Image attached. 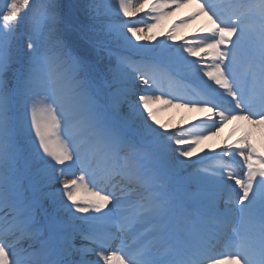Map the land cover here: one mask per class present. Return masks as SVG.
Returning <instances> with one entry per match:
<instances>
[{
	"label": "rangeland",
	"instance_id": "rangeland-1",
	"mask_svg": "<svg viewBox=\"0 0 264 264\" xmlns=\"http://www.w3.org/2000/svg\"><path fill=\"white\" fill-rule=\"evenodd\" d=\"M3 1L5 0H0V22L1 14L4 11ZM20 1H23L24 3L27 2V0H10L9 6L7 7V5H5V8L9 11V15L6 19L8 22H14L16 21L15 18L20 19L22 17V3ZM128 1L130 0H53L54 15H52V17L50 18L49 24L47 23L46 25H42V32L46 31V33L49 34L50 38L49 42L46 43V47L48 50L52 49L56 51V59L62 57L64 55L63 53L66 52L67 49H71L77 55V57L80 58L81 64L84 66V68L87 69V71L96 81L108 82L111 79L109 84H107L110 89L109 92L107 94H104V92L100 89L99 96L104 98L105 101L111 103L110 109L111 111H113L112 115L113 117H115L118 123H121V125H123L125 128H130L135 134H142L143 137L148 138L150 136L148 135L149 132H151V135L154 134L155 136H157V138L160 137L162 140L160 147H162L163 145L162 156L166 157V162L169 164V167H172V169L175 171L184 170L182 172L183 174L180 175L181 177H190L197 184L199 183L206 186L207 188H211L212 192H215V190L219 188V183H217L216 181L218 178L215 176L217 175L216 173L219 166L217 164H214L212 165V167L206 169L201 167L200 163H202L201 161L206 158L205 156L208 149L207 146H204L203 150L200 151L198 139L202 137L204 139V142L207 143L214 137V134L221 133L222 128L220 126H216L213 129H208L207 132L205 131L203 135L197 136H193V134H190L189 131L191 129L186 128V126L190 125V121L194 118V114L200 113L201 115L205 114V116L209 115V110L202 109L203 107L208 105L203 102H198L197 104L191 105L198 108L190 107L192 109H184L181 105L171 104L170 99L168 98L165 101L155 98L156 100L153 101L152 99L154 98H152V96L147 93L149 88L152 89V86H150V81L144 77H141L140 75L138 76V78H136V81L144 80V82L133 83L135 87L130 89V87H128L130 79L132 78H129V75L131 74L130 71H132V68L135 67V64L137 66L143 64L138 63L140 62V60H137L133 57H127L126 55L124 57H121L123 59H127L126 62L124 64H121L122 62L119 64L114 60L112 54H110L107 50V52L104 51L100 47V43L108 41L110 39H117L114 42V46L116 47H125L126 49L133 50L137 53L150 52L156 54H168L169 56H173L179 60L178 66L181 69H183V67L181 66H186V72L192 78H196L193 80L194 84L199 83V81L202 79H197V77H206L208 78V84L215 85L214 81L212 80V78L214 77V73L212 70H215V68L214 66H210V63L205 62V60L201 62L203 64L207 63L210 68L208 66L203 68L200 66V64H197L195 62H188L187 60L189 59V56L187 55V51L185 50L191 48L193 49L194 47L196 49L200 48L199 46H196V40H194L193 37H190L180 43V40L177 37L179 35L178 31L184 28L186 24H181V22H179L178 24L180 25V28H177L175 30L172 25H169V21L168 19H166V17L163 18L160 16L159 19H154V16L158 14V11L154 12V10H152L154 16L142 15L140 17V20L138 22L141 24L139 25L141 26V29H139V26L128 29L129 27L127 26V24L123 22V17L126 16V13H129L131 16L141 14L146 10V7L150 8L152 4H146L143 2L140 7L137 5L135 9H127V7L131 5ZM30 2L31 0H29L28 2L29 5ZM156 8H160V6L156 5ZM176 10H179L182 13L181 7L176 8L175 11ZM188 11H190V8L188 9ZM91 17L94 18L93 22H90ZM110 18L120 19V21L118 22V26L122 27V29H118L120 32L118 38H115L113 34H107L104 30V25L100 24V22H103L104 19ZM201 19L202 18H196L195 20L188 23H190L192 26L197 27L198 29H200V31L208 32L209 30H204L203 27V23L206 20L200 21ZM20 27L21 24H19V28ZM36 27H38V25H36ZM233 27H235L233 29L234 34L236 29L241 31L248 30L249 32L254 29V26H252L251 23L245 22H242L239 25H235ZM17 30L18 26L15 27V25L12 24L11 27L9 26V29L6 30L8 31L7 33H9L7 38L10 39L11 42L16 35V33L14 32ZM128 30H130L131 32H129ZM5 34L6 33L4 31V28H2L0 23V39H7L5 37ZM64 34H66V36H64ZM162 34L163 37L161 38ZM83 36L88 37L89 40H83L85 38H83ZM228 37L231 38V40L228 41V49H231L233 47V49H237L238 51V48L243 46L240 45L243 41L241 37L236 38L234 35ZM40 42L41 40L36 39L34 41V44H31L28 47V51L33 54L32 58L35 63H40L41 61L40 53L42 51V46L40 47ZM18 44L19 42H16V48L11 52L13 54L11 57L8 56L11 50H6V68L11 67L12 62L14 60H17V47L20 50V44L19 46ZM108 45L112 44H107L106 46ZM208 47L210 48V45H208ZM233 49L229 51H232L233 53ZM116 56L120 58V55L116 54ZM240 58L242 57L237 56L235 58V56L229 54V58L225 59V62L231 63L234 59L237 60ZM128 65L130 66L128 67ZM1 67L2 64H0V69ZM138 68H140V66ZM206 68H208V70H206ZM57 73L58 77L56 79H54L53 77L51 79L52 83H48L47 87L45 88V91L47 90L49 93H44L43 95L39 96V94H42V92L38 91L37 95L32 100L33 104L29 110L27 124L25 123L26 126L23 128L24 132L22 131V133L20 134L21 129L18 126V139L14 138V140H12V144L22 151V158L24 160L28 158V154L25 152L27 141L26 139L28 138V136H36V141L33 143V149L38 152L34 154L35 158L33 159V162L36 164L37 161L39 163H41L42 161L65 163H67L68 161L74 162V159L77 158V154L71 155L69 153V150L66 148V142L61 136L62 125L57 121L56 116L54 115L51 108V101L54 99H56V102L60 105L59 109L61 111V114L59 115L65 119L63 125L64 127H66V133H69L74 147H78L82 142H86L89 140L98 141L101 137L105 140V137L102 136V134L108 133L110 135L109 139H111L113 135H118L120 141L128 144L132 148V156H135L139 149V143L135 140V135L124 131L118 132L113 126L112 115L111 118H109V123H111L112 125L108 124L106 122L108 121V118L106 117L108 108L103 114L99 116L101 119L99 120V124H96V126H98L100 130H96L97 134H95V132H93L92 130H90L88 133L90 125H82V119L78 120V122H76L75 124L72 122V112L68 113V111L66 110L69 107V92L66 93V91L64 90V88H66L65 85L68 83V80L65 77L66 74H64L62 71H57ZM59 76L62 81L59 80ZM8 80L9 79L3 82L2 77L0 76V117H7L5 114L9 115L12 108V101L10 96L12 93L8 91L10 89L9 85H7ZM12 80L13 73L10 75L9 83H11ZM73 85L75 87L76 84L73 83ZM100 85L98 86H104ZM199 87L202 88L201 85H199ZM141 91L144 94L143 96H139L138 94ZM73 92L76 93L74 89ZM63 101L64 108L66 109L62 108ZM211 105H213V103L209 102V106ZM15 110H17V107H15ZM79 112L84 113L81 109L79 110ZM73 114H75L74 111ZM2 119L4 122L7 121L6 118ZM9 120L12 121L13 118L9 117ZM174 124L176 126H174ZM8 129H11V131H16V127L12 122L3 123L2 121H0V179H2V168L7 165V160L8 162L10 161L8 165H12L17 168V171L15 173L17 179L21 177L22 173H19V157L17 154L15 156L12 155L11 157L8 151H4L5 149L3 148L5 147L3 138L8 134ZM99 132H101V137L99 135ZM186 135L189 137L193 136V138L184 139L187 138ZM65 138L67 140V137ZM129 141L132 143H130ZM260 141L264 144L263 140ZM140 147L142 154L146 155L145 159L151 161L158 171H162L154 160V153L151 150L145 151L146 149L143 148L142 144L140 145ZM211 147L214 148L217 147V145L213 144ZM215 149L209 151V155L210 153L215 152ZM144 151L146 153H144ZM10 152H12L11 149ZM5 156L7 157V159H5ZM210 158H214V154H212L206 161H208ZM259 165L264 167V162H260ZM226 171L231 173V169H228ZM252 172H255L254 168L249 169L245 176L248 178ZM48 176H53V173H50ZM162 179L164 180V185L159 186V188L163 191L164 189L165 191L170 190L172 184L168 180L165 173L162 174ZM39 182L40 181L38 180L36 183L38 184ZM4 186L5 182L3 180L2 182H0V195L3 196L0 199V204H5L9 200V196L5 193L6 189L1 190V187ZM51 188L54 187L50 186L49 188H46V190L43 189L44 191L41 193V195L43 194L45 196V204L47 203V205H49L48 208L44 210L45 212L55 204V198L60 199V201H72L74 200L73 198L85 192V187L77 186L74 189V194H71V192L73 191H70L68 192L69 194H67L65 198L62 199V196H59V194L55 191H53L54 193L50 194ZM262 188L264 187L262 186ZM197 190L198 189L189 185L183 186V193L187 196L197 198L195 196ZM26 191L28 192L27 189ZM26 191L24 190L25 198H27V195L25 194ZM245 198L253 200V197L249 193H242L239 195V201H241L242 199L245 200ZM29 199V203H32V197L30 198V195ZM40 200L41 199L38 197V201ZM260 202H264V198H261ZM7 212L10 215H13V209H7ZM69 213V208H66L63 215L68 216ZM82 213L86 216H80L75 221V227L82 226V228L76 233L79 234L82 231H86L90 235L101 236L104 230L96 224L100 225L105 222L102 219V215L100 213H92L88 211H83ZM139 216L143 215L139 214ZM190 217L191 219H194L196 217V214ZM4 218L5 217H3L2 219ZM84 223L87 230H85L84 228ZM189 225L190 219H187L182 224V229H187ZM52 226H56V222H52ZM112 230L108 232L112 234ZM124 243L125 241H122V239L116 241L115 247L107 249L108 257L117 259V257L121 253V247ZM149 256L156 257L157 254H151L148 252L147 254L141 253V257ZM79 257L81 258V256H78L77 258ZM160 259L162 258L160 257ZM208 262L209 261H207L205 264H207ZM77 264H80L79 261H77Z\"/></svg>",
	"mask_w": 264,
	"mask_h": 264
},
{
	"label": "bare ground",
	"instance_id": "bare-ground-1",
	"mask_svg": "<svg viewBox=\"0 0 264 264\" xmlns=\"http://www.w3.org/2000/svg\"><path fill=\"white\" fill-rule=\"evenodd\" d=\"M147 2H151L152 0H146ZM129 4H131L127 9H135L137 5L139 6L141 3V0H132L128 1ZM176 1H170L167 4V8L165 9L164 15L161 17H166L169 21V25H172L173 28L176 30L177 28H180V26L177 25L178 22L183 21L187 16L184 14L187 12V9H189V4L182 5L181 11L173 10L171 9L176 8L177 6ZM133 7V8H132ZM193 16V15H191ZM132 17L129 13H126V16L123 17V19H131ZM140 25L136 23L135 21L131 20L127 23L128 26L133 25ZM222 27H219V30ZM221 34H218L215 36L216 40V47L214 49V46H210V49L208 50V47H200V50H187L188 53H193L192 58L196 59H202L206 57L207 55L213 54V55H220V53L223 51V55L225 54V47L227 44V35L225 34L224 29ZM131 32L130 30H128ZM179 32L178 38L180 41H184L185 39L191 37L194 35V33L198 32V30L193 27L191 24H187L184 28H182ZM199 35H202V33H199ZM200 44L202 45V39H200ZM214 49V50H213ZM217 49V50H216ZM213 50V51H212ZM147 68H139L136 73L139 75H145L147 76ZM134 73H131L129 78L132 77ZM134 77V76H133ZM131 78L130 82L128 84V87L130 89L134 88L135 85L133 83H138L139 81H136V78ZM221 81H223L221 79ZM245 80H242L238 82L239 85L243 84ZM224 82V81H223ZM161 85L164 87V84L161 83ZM165 88V87H164ZM180 88H177L179 90ZM140 90V89H139ZM139 96H143L144 94L141 92L138 93ZM178 94H182V92L179 90ZM186 96V95H185ZM155 101L156 99H152ZM262 98H257L253 101V105L255 108H258L259 110L264 109V98H263V104L260 103ZM234 104V103H233ZM131 105V104H130ZM237 108H240L239 105H236ZM247 114L239 119H230L225 115H218L221 119V122H223L225 128L224 131L218 136L214 135V139H212L213 142L217 143L219 145V150L223 151V148H221L223 145H226L229 147V153L231 156V159L233 160V163L235 167L237 166V174L232 175L228 177V175H225L224 171L222 170L220 172L221 178H220V190H223V192L226 193V195H222V191H218L217 197L214 199L209 198H202L200 199V205L204 207L203 210L199 211L200 214L197 215V220L195 226L191 228L190 234H187V237L180 241V239L173 238L172 233L174 231L177 232L178 227L177 224L182 222V218L184 214L187 212V207L185 203L178 202L176 204V207L170 211V210H161L160 212H153L151 213V216L145 217V218H138L136 214H130L128 215L129 210V204L138 202V206H147L152 204H157L159 201V194L160 191L155 188V186L159 183L155 179L154 174V168L150 161L143 160L138 161L137 158L130 159L129 161H123L121 156V152H131V149L128 145L123 144L119 141L118 137L113 136L111 141L106 140H98V141H86L82 142L77 149V161H75L72 165H74L77 169H81L84 167H87L91 162L92 165L95 167H87L84 174L81 175V173L73 171L75 173L76 179L69 178L68 176L60 177L59 175H55L54 177H50V184L53 186H57V189L60 191L58 194L59 196H62V199L65 198V196L69 193L67 191H73L71 194H74V188L76 186H85L90 185L92 186L89 192L83 193L79 196H76L73 199H80L82 201H88V205L91 209L99 210L102 213V216L107 219L108 221H121L127 217L128 223L126 226L131 228V231L127 230L123 234L125 237V243H128L126 245V248H129L128 253H138L142 249H145L147 252L151 253H160L159 257H161V253L164 252V259L162 260L166 261L167 259L171 260L170 264H174L173 258H177L176 256L172 255L171 251L174 253L183 252L185 250H196L200 245H202V234L207 229V217H211L210 219L216 220L220 219L221 223L224 224L225 227L229 224H237L241 228V236H239V240L246 241L250 238H252L251 235V228L254 229L256 226H254V222L248 224L244 210L241 209V206H237L235 203L234 196L237 195L239 192H241L240 189L244 187L243 179V173L246 170L244 163V148H245V138L247 135L251 134L254 135L257 133L254 127H252L253 122L250 121L251 116H255V112L250 110H246ZM256 114H260V111H257ZM191 123L193 125L197 124L199 127L206 126V120L203 116L195 115L194 119L191 120ZM181 125V124H180ZM260 130L262 131V134H264V118L259 121ZM174 126H176L174 124ZM178 127V126H177ZM241 128L242 130L238 129ZM176 128V127H173ZM211 141V142H212ZM210 142V141H209ZM115 144H118L119 151L115 152H108L106 149H109L110 146H113ZM206 142L199 139V148L200 151L204 147ZM110 145V146H109ZM105 149V150H103ZM222 156L225 155L224 152H222ZM156 160V159H155ZM71 162V161H69ZM122 165L126 167L127 172L124 175V178L122 175L121 182H122V193H118V191H112L110 192V186L111 183L114 184V180H117L119 176H116V167ZM136 170V173L138 172L139 175H144L146 179L144 181L139 180V176L137 174H134L133 171ZM82 182H80V180ZM111 179V180H110ZM111 182V183H110ZM110 183V186H109ZM238 183V184H237ZM133 184V185H132ZM239 188V189H237ZM142 190V194L145 193L146 196H141L136 193V190ZM231 192L234 194L231 195ZM204 193H200V197H204ZM230 195V196H227ZM253 195L255 197H260L261 193L254 192ZM111 199L114 200L116 203H119V205L116 207L118 210L117 216L114 214V209L111 208L110 202ZM247 202V206H253L256 203ZM55 208L57 209L56 213H61L63 211V208L67 207L68 205H73L72 201H60V199L54 200ZM101 203V204H100ZM105 204V205H104ZM121 205V206H120ZM214 205V208L212 210L205 209L209 208ZM22 210H21V209ZM15 211L18 212L17 219L12 223L11 226H2L0 225V238L3 235H7L8 239L10 240L9 244L6 246H0V264H19L20 262L26 263L34 260V255L32 253V247L37 246L39 248V251H42L44 247H46V253L47 255H55L56 250L52 246L51 241H53V234L51 231L43 232L41 230V218L40 215L34 214V207L27 206L22 207L21 203L19 202L17 207L15 208ZM92 211V210H91ZM62 215V213H61ZM127 215V216H126ZM159 216L158 221H155V218ZM39 225V226H38ZM251 226V227H250ZM106 227V226H105ZM116 227L115 224H112L108 222L107 230L108 228ZM223 230H226L223 228ZM108 235V232H106ZM105 233V235H106ZM110 235V234H109ZM111 237L105 238L106 245L110 246L114 242L113 240V233L111 234ZM80 236L82 234L80 233ZM21 237V241H19V247L16 249H11L10 245L12 242H14L16 239H19ZM78 240V239H77ZM80 240V238H79ZM172 241V242H171ZM227 244V243H226ZM85 246L86 253H84L85 259L89 261L91 264H103L98 261V258L100 256L105 260L106 254L104 253L99 254L98 256L94 255V250L97 247V240L92 238L91 243L83 244ZM125 246V245H123ZM233 248L228 247V252L232 251ZM102 251H105L102 249ZM209 253H212V250L210 249ZM197 260H200L202 258V249L198 251ZM11 259V262H9V259ZM123 259L120 260V263L118 264H129L126 260L130 258V256L127 255V253L124 254L122 257ZM6 260L8 263H6ZM187 260H190L187 257ZM194 261V262H196ZM242 262L241 259H225L223 261H220V263L217 264H240ZM49 261H41V264H48ZM180 263V259L177 264ZM144 264V263H141ZM145 264H159L158 261L149 259L146 261Z\"/></svg>",
	"mask_w": 264,
	"mask_h": 264
},
{
	"label": "trees",
	"instance_id": "trees-1",
	"mask_svg": "<svg viewBox=\"0 0 264 264\" xmlns=\"http://www.w3.org/2000/svg\"><path fill=\"white\" fill-rule=\"evenodd\" d=\"M22 3H24V2L22 1ZM84 37H85V36H83V38H84ZM85 39L88 40V38H86V37L84 38V40H85Z\"/></svg>",
	"mask_w": 264,
	"mask_h": 264
}]
</instances>
